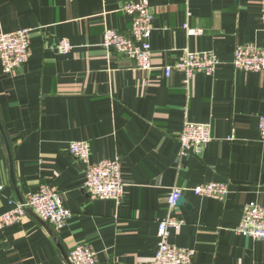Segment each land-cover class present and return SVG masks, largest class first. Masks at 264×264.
Wrapping results in <instances>:
<instances>
[{"label": "crops", "instance_id": "crops-1", "mask_svg": "<svg viewBox=\"0 0 264 264\" xmlns=\"http://www.w3.org/2000/svg\"><path fill=\"white\" fill-rule=\"evenodd\" d=\"M149 6L152 68L141 70L102 46L107 29L129 36L131 17L115 0H0V32L30 29L31 51L12 74L0 63V214L42 185L72 213L58 231L33 213L0 228V264H69L77 244L89 245L97 264H152L172 188L221 181L223 200L184 193L170 242L193 250L192 264H264V241L235 232L246 204L264 208V73L232 66L236 47L264 48V0ZM185 51L214 53L215 73L188 84L181 72L165 77L163 67ZM185 122L210 126L200 156L179 154ZM71 142H87L91 163L120 159L119 204L89 198Z\"/></svg>", "mask_w": 264, "mask_h": 264}, {"label": "built area", "instance_id": "built-area-1", "mask_svg": "<svg viewBox=\"0 0 264 264\" xmlns=\"http://www.w3.org/2000/svg\"><path fill=\"white\" fill-rule=\"evenodd\" d=\"M121 11L131 17L129 36H123L115 30L103 32L102 46L123 54L134 61L141 70L152 68V55L149 37L152 31V12L149 0H115ZM187 34H197L185 26ZM30 29L21 28L11 32H0V63L5 74L20 69L31 55ZM71 49L68 40L62 39L57 50L61 54ZM219 60L212 52H183L181 58L171 65L163 67L165 77L173 72H181L184 82L197 73L212 75ZM232 66L243 72L264 73V48L238 46L234 50ZM258 132L264 138V117L258 119ZM211 139L210 126L185 122L178 134L179 154L181 157L200 156ZM69 155L85 165L83 189L89 198L95 200H113L119 204L123 198L125 184L122 179L121 162L118 157L97 163L89 161L87 142H71ZM188 191L192 195L223 200L228 194L226 182H207L189 189L174 187L166 198L167 214L157 224V252L152 264H192L194 251L181 249L170 242V231L178 230L182 222L178 217V202ZM14 207L0 214V228L20 223L29 213L58 231L65 227L72 213L64 207L60 194L47 185L37 191L27 192L21 202L9 201ZM235 232L243 237L264 241V208L254 202L244 206L241 221ZM69 264H97L95 252L87 244H77L67 254Z\"/></svg>", "mask_w": 264, "mask_h": 264}, {"label": "water", "instance_id": "water-1", "mask_svg": "<svg viewBox=\"0 0 264 264\" xmlns=\"http://www.w3.org/2000/svg\"><path fill=\"white\" fill-rule=\"evenodd\" d=\"M180 202H182V198L179 200L178 204H179Z\"/></svg>", "mask_w": 264, "mask_h": 264}]
</instances>
